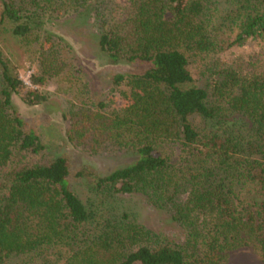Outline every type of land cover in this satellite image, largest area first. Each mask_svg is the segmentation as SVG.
Returning a JSON list of instances; mask_svg holds the SVG:
<instances>
[{"label": "trees", "instance_id": "16d2710c", "mask_svg": "<svg viewBox=\"0 0 264 264\" xmlns=\"http://www.w3.org/2000/svg\"><path fill=\"white\" fill-rule=\"evenodd\" d=\"M0 8V39L27 41L51 19H92L109 65L142 67L110 76L113 86L126 82L125 105L84 100L63 114L81 152L129 158L106 175L73 174L13 104L22 91L26 106L43 104L35 87L45 77L31 75L26 89L0 48V264H227L243 249L264 257V64L225 58L264 42V0H0ZM72 178H88L95 201L84 203ZM133 195L183 241L116 207Z\"/></svg>", "mask_w": 264, "mask_h": 264}, {"label": "rangeland", "instance_id": "374dc122", "mask_svg": "<svg viewBox=\"0 0 264 264\" xmlns=\"http://www.w3.org/2000/svg\"><path fill=\"white\" fill-rule=\"evenodd\" d=\"M115 2L121 4L123 0ZM92 23V19L84 22L74 17L51 19L41 32L34 33L36 38L33 36L24 41L8 34L0 39V48L17 68L26 89H34L30 83L31 75L45 77V83L35 87L47 98L43 104L26 106L22 101L24 91L13 96V104L24 121L31 127L35 126L47 150L53 156L67 157L73 174L87 168L106 175L129 158L120 153L96 157L84 154L67 140L65 132L68 123L63 114L72 107L82 106L84 100L88 101L85 104L105 101L116 107L125 105L126 82L113 86L110 76L113 73H140L142 67L136 64L109 65L99 53ZM263 47L262 41H248L244 46L228 51L225 58L230 61L251 57L253 63L261 66L264 64ZM88 182V178L71 179L72 188L84 203L96 199ZM119 199L116 207L135 214L136 222L142 226L175 243L183 241V231L165 214L151 208L142 196H123ZM227 264H264V257L258 250L243 249L231 253Z\"/></svg>", "mask_w": 264, "mask_h": 264}]
</instances>
